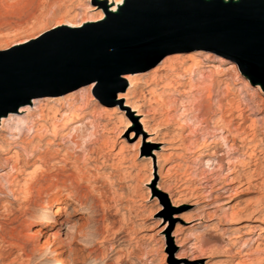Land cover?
I'll use <instances>...</instances> for the list:
<instances>
[{"label":"rangeland","instance_id":"374dc122","mask_svg":"<svg viewBox=\"0 0 264 264\" xmlns=\"http://www.w3.org/2000/svg\"><path fill=\"white\" fill-rule=\"evenodd\" d=\"M136 1L121 0L119 6ZM138 1L146 7L165 1L177 3ZM238 1L241 0H227L223 9H264V0L233 4ZM0 3L7 6L0 8V62L27 52L37 45L24 48L27 41L36 43L46 33L53 34L46 39L65 44L95 31L96 26L103 25L102 21L114 19L108 12L111 6L104 3V18L83 29L95 15L90 11L94 0ZM118 7L113 13L119 12ZM72 25L78 28H71ZM55 27L66 29L51 32ZM220 47L210 51L183 47L147 72L121 74L136 75L130 103L146 114L155 140H166L162 146L165 150L145 144L146 137L139 138V133L132 131L123 108L116 106L117 95L128 88L120 77L110 91H97L94 83L91 90L89 85L64 96L35 99V109H29L27 114L9 113L11 119L0 125V149L12 145L10 155L17 152L21 167L16 174L4 172L14 175L20 184L25 178L31 189L29 196L21 193L14 200V186L9 188L0 179V264H235L240 243L258 234L264 250V75L241 54L223 52L227 45ZM155 50L156 46L150 47L140 58H150ZM189 57L194 67L190 76L186 74ZM207 63L220 70L206 68ZM111 92H117L114 99L110 98ZM158 101L165 104L160 107ZM83 110L88 111L85 120L62 139L53 135V126L45 121L57 111L78 115ZM7 115L0 118L6 119ZM39 115L42 121H37ZM15 117L22 120L18 131ZM54 121L60 136L65 130L64 121ZM179 137L184 138L183 144ZM224 139L233 148H219ZM205 142L206 151L202 148ZM174 146L178 149L166 150ZM35 152L46 155L43 161H33ZM202 152L204 157H197ZM212 155L214 160L222 159L221 170L204 166L202 161ZM8 156L1 155L0 150V158ZM234 158L246 164L239 166L236 161L235 171L248 177L249 183L237 190L225 186L228 190L223 194L210 188L211 183L206 182L208 174H226V163L234 162ZM165 162L161 173L165 175L168 169L169 175L159 178L158 168ZM30 170L37 173L31 182L26 180ZM157 187L167 191L170 198L159 200L157 195L163 194ZM60 191L62 201L57 206L56 194ZM226 206L237 216L226 218ZM57 213L69 220L58 235L53 236L54 230L41 236L31 235ZM251 216L256 217L255 223L249 222ZM37 217L40 224L31 227ZM242 225L257 229L245 235L240 230ZM236 235L242 238H233ZM61 240L62 253L56 255L51 251ZM253 256L249 264H257V256ZM258 257L264 259V251Z\"/></svg>","mask_w":264,"mask_h":264},{"label":"water","instance_id":"95a60500","mask_svg":"<svg viewBox=\"0 0 264 264\" xmlns=\"http://www.w3.org/2000/svg\"><path fill=\"white\" fill-rule=\"evenodd\" d=\"M225 6L222 0H177L146 7L137 0L69 43L46 39L0 62V117L32 99L64 96L92 83L97 91H110L121 74L147 72L183 47L210 51L227 45L223 52L241 54L264 75V9ZM152 46L153 55L141 59Z\"/></svg>","mask_w":264,"mask_h":264},{"label":"bare ground","instance_id":"6f19581e","mask_svg":"<svg viewBox=\"0 0 264 264\" xmlns=\"http://www.w3.org/2000/svg\"><path fill=\"white\" fill-rule=\"evenodd\" d=\"M94 1H95V4L91 7L90 11L91 12H94L95 15H93V17H90L88 19V21H87L86 25H84L83 29L89 28V26L87 24H92V23H94L96 21H100V20H102L104 18V15L106 14V11L104 10V8H105V4L104 3H108V6L109 5L111 6V7H109L110 8V11H108V12H111V13H113L114 10L121 4V0H114V1L113 0H94ZM234 1H237V0H234ZM225 2H227V0H224V3ZM228 2H229L228 4H230L231 1H228ZM112 3L114 5H112ZM239 3L240 4L245 3V0H241V1H239ZM6 7L7 6L4 3H0V8H3L4 9ZM71 28H78V26H73L72 25ZM64 29H66V27H55L54 29H52L51 32H54V33L55 32H61V31H64ZM51 35H53V34H51V33H48L47 34L46 33L45 35H42V37L36 43L35 42L33 43V41L32 42L27 41L28 43L26 42L27 44L24 45V48L33 46L34 44H37L38 45L39 43H41L42 41H44L43 39H46L47 37H49ZM188 62L190 63V65H188V67H187V73L186 74L188 76H190V75L193 74V71H194V67L191 65L193 63V59L191 57H189ZM206 68H211L212 70H220V67L219 66L214 65L212 63H207L206 64ZM215 73H217V72L215 71ZM135 76L136 75H123V76L120 77V78H122L127 83L128 88L122 94H118L117 95V97L115 99L116 106L119 107V108H121V109L123 108L122 113L125 114L127 116V118L129 119V121L131 122V128H133L132 131L134 133L135 132H138L139 133V136H138L139 138L141 136H143V137L145 136L146 137L145 140H144V143L145 144L156 145L157 147H159L160 150H165L164 148H162V146L166 145V142H165L166 140L163 139V137L160 139V141L155 140V137H154L155 136L154 135L155 133H153V132L150 131L149 126H148V121H147V119H145V115L146 114L144 115L143 114L144 112L142 113L139 109H137L133 104L130 103V99H132V97L134 95L133 88H134V85L136 83V79L134 78ZM93 84L94 83H92L90 85L89 90L92 89ZM163 85H165V84H163ZM234 85H235V83H234ZM208 89H210V88H208ZM149 90L151 92V89H149ZM149 90H148V92H149ZM34 100L35 99L30 100L29 104L26 105L25 107H20L15 114H19V115L20 114H24V113L27 114L29 109L34 110L35 107H36L35 105L37 104V101L36 100L34 101ZM90 100H92V99H90ZM156 104H158L160 107H162L165 103L158 101V102H156ZM181 108L184 109V107H181ZM159 110H158V112H159ZM162 110H164V109H162ZM57 112H55L51 117L45 119V121L48 124H50L51 126H53L52 127V133H53V135L56 136V137L58 136L61 139L64 138V137H66V136H68L69 135V132L71 130L74 131V129L76 128L77 124H79L83 120H85V118L87 117V114H88V111L87 110H83L78 115H74V114L73 115H67L66 113H57ZM11 117H12V114H9V115H7L6 119L0 118V125H2L4 122H6V120H10ZM41 117H42V115H39L38 118H37V121H42V118ZM15 118H17V122L15 123V130L18 131L17 126L19 124H22V120H21V118H18V117H15ZM56 119H59V120L64 121L65 130L63 131V133H61L60 136L57 134V129L55 127V124L56 123L55 124L53 123V122H55L54 120H56ZM140 128H141V130H140ZM122 134L123 133L121 132L120 133V136H122ZM162 135H164V134H162ZM129 138H130V136H129ZM15 139H18V138L15 137ZM180 140H181L180 142L182 143L183 142L182 140H184V138L181 137ZM173 145H175V144H173ZM232 146H233V144L232 145H228L227 144V139H224L221 142L219 148H228V150H230L231 148H233ZM177 147H179V146L177 145ZM177 147H175V146L174 147H170V148H167L166 150H168V149L177 150L178 149ZM202 148H205L204 151L207 150L206 149L207 148L206 142L203 144V147ZM0 150H1V155L8 156V155H10L11 151L13 150V147H12V145H8V146H6L5 149H0ZM220 152L221 151H219L217 154L219 155ZM202 154H203V152L202 153H199V155L197 157H199V158L204 157V155H202ZM153 155H155V154L153 153ZM45 156L46 155H41L40 152H37L36 153V156H34V160L33 161L36 162V163L37 162H41V161H43V159L45 158ZM219 156H221V155H219ZM212 158H215V157H213V155H212L211 159L203 160L202 162H203V164H205L204 166H207V167L208 166L209 167L210 166H214V167L217 166L221 170V168H222V159L214 160ZM234 159H235L234 162H231L230 160L227 161L226 164H227L228 171H227L226 174L220 175V176L217 175V177H216V175L215 176L214 175H211L212 173L210 174V176L208 174L207 181L206 180L205 181L208 182V183H211L210 188H216V190H218L221 194H223V193L227 192V190H228V189H226L225 186H231L232 187V190H233V188H236L234 190H237L241 186H243V184H248L249 183V178L248 177H243V176L239 175V173H236V171H235V169H236L235 162L236 161H237L236 164L238 163L239 166H246V164L244 162H238V159H236V158H234ZM0 161H2V166L0 167V171L2 172V174L0 175L1 176L0 179L1 180H4L6 182L7 187L10 188L13 185L14 188H15L14 193L11 195L12 198H14V200H15V195L17 196L18 194H21V193H25L27 196H29V194H30L29 190L31 189V187H30L31 185H29L28 183L25 184L26 183L25 182V178H24V181L22 180L24 183L21 182L23 184H20V183H18L19 181L18 182H15L16 177H13L14 176L13 174H12L13 176H11V175L8 174V171H11L12 173H15V174L16 173H19V171H20V167L21 166H20L19 156H18L17 152H12V154L10 156H8V157L0 158ZM166 165H167V163L165 162L164 164H162V165L159 166L158 172H157V176L159 178H166V177H168L170 170L167 169V172H166L165 175H162V173H161V170H163L166 167ZM5 170H8V171L7 172H4ZM36 170L35 171L34 170H30L29 172H27L26 173V177H27L26 180H29L30 182H31V180L33 181V178H35V174H37L36 173ZM262 170L264 171V168H262ZM224 183H226V184H224ZM160 188L157 187V189L160 190L161 194H163V195H157V197L159 198V200L162 201V199H164V197H166V196L168 198H170L169 193H167V191H162L163 189L161 188L162 189L161 190ZM56 195H57V199H56L55 205L60 206L59 204L62 201L61 198H60L61 191L58 192ZM23 202H26V200L24 199ZM193 205L195 206V204H192L191 206H193ZM223 214H225L226 218H231V219L237 216L234 211H231V209H230L229 206H226L225 207V211H224ZM56 215L53 218H50L47 221L48 223L44 227L39 226L38 228H36L35 231H33L31 235H33V236H41V235L47 234V232H51L53 230H54L53 236L58 235V231L60 229H62V226L65 223H67L69 220L67 218H64V217L63 218L58 217L59 216L58 213ZM206 216L207 217H211L210 215H206ZM199 220L200 219H198L197 221H199ZM40 222H41V220L38 219V217H37L36 219L33 220V223L31 224V227H34L37 224H40ZM249 222L250 223H255L256 222V217L255 216H251ZM261 224L264 226V219L262 220V223ZM254 228L257 229V227H254L253 225H242L240 227V230H244V234L245 235H251V234H253V231L252 230H254ZM235 231H238V230H235ZM259 236L260 235L258 234L257 237H255L253 239H250L248 241H244V242H241L240 243V245H239L240 246L239 247L240 250H239L238 253H236V255L238 256L239 259L236 261L235 264H249V262L252 261V259H250V257L253 256V255L257 256L256 259H255L257 261V264H264V259H261L260 257H258V255L264 251L262 249L263 247L261 248V244H260V241H259L260 240ZM233 238H235L237 240H240V238H242V236H237L236 235ZM63 244L64 243L61 240L60 243H59V246L57 248H54V250L51 251V252L52 253H55L56 255L61 254L62 253L61 252V248H63ZM235 244L237 245L238 243H234V245ZM234 245H231V247H233ZM60 264H68V263L66 261H61Z\"/></svg>","mask_w":264,"mask_h":264}]
</instances>
